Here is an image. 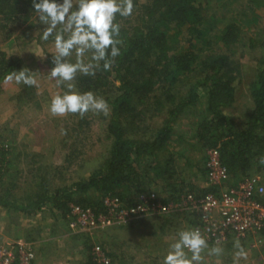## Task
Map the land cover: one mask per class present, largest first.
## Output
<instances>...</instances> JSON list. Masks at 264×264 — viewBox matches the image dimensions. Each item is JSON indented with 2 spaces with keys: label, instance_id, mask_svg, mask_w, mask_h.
<instances>
[{
  "label": "trees",
  "instance_id": "obj_1",
  "mask_svg": "<svg viewBox=\"0 0 264 264\" xmlns=\"http://www.w3.org/2000/svg\"><path fill=\"white\" fill-rule=\"evenodd\" d=\"M210 1L218 9L225 2L145 0L142 3L133 0L135 7L130 17L117 15L124 43L111 70L104 71L101 67L94 77L78 74L74 81L79 92L92 91L103 97L110 106V113L104 116L88 112L83 118L72 114L77 119L71 117L72 134L68 135L77 137L83 134L95 117L106 119L104 137L111 140L107 155L89 175L59 187H53L49 174L41 172L37 175L34 191L23 198V203L16 204L0 196V204L25 212L38 211L50 204V207L65 215L70 210V203L100 211L101 199L105 197L115 198L125 206L140 201L149 193L153 176L159 182L166 178L171 181L175 174L179 178L173 154L163 156L162 160L159 155L168 150L174 125L181 114L189 107L191 115L194 114L192 107L202 103L204 114L192 123L193 138L196 140L194 148L203 152L205 149H216L219 161L227 169L232 183L255 176L253 169L264 170V165L259 163L260 157L264 156V33L246 43L241 23L233 21L221 24L220 30L208 37L210 28L204 27L208 19L203 12L204 4ZM251 1L264 10V0ZM143 4L144 8L139 9ZM36 14L32 0H0V42L10 39L13 27L25 24L29 38L27 42L33 39L42 44L54 42V36L49 37L48 41L41 40L43 30L32 35L35 27L40 28L38 22L34 23L38 21ZM253 19L256 20L257 15H253ZM183 30L189 35L185 47L179 45V35ZM198 42L200 45H197ZM239 44L248 47L257 62L254 77L248 85L252 108L242 124L225 113L235 101L234 82L240 76V63L234 61L231 55ZM206 46L210 47L212 53L202 58L200 53ZM213 49L216 51L213 52ZM51 60L52 54L47 53L43 63L47 64L48 72L54 66ZM71 60L75 62V57ZM22 62L17 53L0 49V84L9 72L24 68ZM183 85H189L184 93L177 88ZM21 89L11 97L17 101V107L31 102L36 96V87L22 83ZM156 116H162L161 125L151 129L146 136L149 128L141 123ZM138 130L141 135L136 134ZM190 147H193L192 144L186 146L188 150ZM1 154L4 155L5 151ZM207 157L205 154V162ZM205 162L199 166L191 164L188 159L183 160V164L191 167V170L197 169L204 174L207 169ZM183 173L184 169L180 174ZM58 178L64 183L61 176ZM168 180L165 182L167 186L171 185ZM187 187L197 194L211 190L190 183ZM181 191L183 187L175 191L178 194L169 195L164 202L178 200ZM93 193L98 201L84 199L85 194ZM86 246L91 250V244ZM109 251L107 254L112 252ZM89 261L88 264H101L96 263L92 256ZM121 262V256L113 255L109 264Z\"/></svg>",
  "mask_w": 264,
  "mask_h": 264
},
{
  "label": "rangeland",
  "instance_id": "obj_2",
  "mask_svg": "<svg viewBox=\"0 0 264 264\" xmlns=\"http://www.w3.org/2000/svg\"><path fill=\"white\" fill-rule=\"evenodd\" d=\"M140 1L144 3L145 0ZM255 6L251 0H225L221 9H218L212 1L204 4L203 14L208 19V24L206 23L204 27L210 28L208 37L216 30H220L221 24L233 21L241 23L245 31L246 43L251 38L259 37L264 33V10ZM143 8L144 4L139 9ZM253 15H257L256 20L253 19ZM39 24L40 28L35 27L32 35L46 27ZM27 31L26 24L22 27L15 26L11 30L10 39L0 42V49L8 53H17L23 60L24 68L35 72L39 82L34 99L20 107L16 106L17 101L12 100L11 97L23 90L22 83L17 84L15 80L5 83L4 80L0 84V196L16 204L23 203V198L34 191L37 175L41 172L49 174V181L53 187L70 184L86 177L107 155L111 145V140L104 137L106 119L95 117L89 123V128H85L83 134L75 137V135L68 136L72 134V114L63 117L51 115L52 97L57 93L63 94L67 90L63 86L56 87V81L49 78L47 64L43 63L47 53L54 52V42L42 44L36 39L27 42L29 40ZM179 38V45L187 46L186 40L189 35L185 30L180 33ZM197 45H200L199 42ZM205 48L200 53L202 58L212 53L210 47ZM213 48L215 49V44ZM214 49L213 52L216 51ZM231 58L240 63V76L234 82L235 101L225 110V113L242 124L252 108L248 85L254 77L257 62L248 47L241 44L235 48ZM190 80L193 82V79ZM188 86H177V88L179 92L184 93ZM192 108L194 114L191 115V107L181 114V118L174 125L168 150L159 155L162 160L163 156L173 154L172 158L176 165L175 170L179 171V178H176L177 174H175V177H171V181L166 178L159 182L158 178L153 176L149 193L144 195L142 200L128 207L121 202L113 206L109 201L114 198L109 197L99 198L102 200L100 211L70 203V207L79 205L90 209L95 216L101 217V222L99 221L96 227L88 232L71 226L70 210L63 215L49 204L41 210L25 212L0 204V248H5L8 253H12L11 264H88L90 256L96 263L109 264L113 255L121 256L122 262L119 264H163L169 245L178 238L177 233L182 229H192V225L199 222L193 211L177 205L186 192H196L189 191L187 184L190 183L199 188H211L210 191H215V194H218L216 192L220 190L217 186L206 184L208 182L206 173L197 169L191 170V167L183 164V160L188 159L191 164L203 166L206 151L210 150L205 149L203 152L194 148L196 140L193 138L192 123L197 121L202 113L204 114L203 103ZM161 120L162 116H156L145 119L141 123L149 128L146 136L151 133V129L161 125ZM136 134L141 135V131H136ZM191 144L193 147L188 150L186 146ZM2 151H5L4 155L1 154ZM143 165L144 163L141 166ZM182 169L184 173L181 175ZM253 170L256 172L255 176L263 183L264 170ZM59 176L64 179V183L60 182ZM167 180L171 182V185H166ZM239 181L232 183L229 179L226 184L233 185ZM182 187L183 192L179 193L178 200L164 202V199L175 194V191ZM152 193L157 204L169 206L166 211L157 208L155 211L144 209L130 215L119 214L120 207L129 209L142 201L148 204ZM85 198L98 201L94 193L85 194ZM147 198L149 200L145 202ZM224 234H226L224 240H207L210 248L220 241L224 253L220 257L208 256L206 250L203 253L206 264H233L236 251L233 245L237 238L249 253L247 260L241 259L239 264H264V226L260 229L253 228L244 232L243 235L226 231ZM89 244L91 249L97 244L101 245L106 251L105 258L109 260L108 263L96 260L95 255L86 246ZM25 249L33 253L32 259L28 261H22ZM108 250L114 253L109 251L110 254H107Z\"/></svg>",
  "mask_w": 264,
  "mask_h": 264
},
{
  "label": "clouds",
  "instance_id": "obj_3",
  "mask_svg": "<svg viewBox=\"0 0 264 264\" xmlns=\"http://www.w3.org/2000/svg\"><path fill=\"white\" fill-rule=\"evenodd\" d=\"M32 6L46 27L41 40L54 36V52L49 78L56 81V87H65L63 94H55L50 103L52 116L78 114L83 118L88 112L108 116L110 106L101 96L92 91L79 92L74 81L78 74L95 76L98 70L110 71L120 53L121 25L117 15L127 18L134 12L133 0H32ZM75 57V62L71 58ZM31 73V74H30ZM15 80L29 87H39L35 72L28 68L11 71L5 76V83ZM66 134V133H64ZM259 163L264 165V156ZM264 191V189H262ZM163 264H206L203 253L220 257L224 253L220 241L209 247L206 237L197 229H182L177 233ZM233 264L247 260L248 251L237 238Z\"/></svg>",
  "mask_w": 264,
  "mask_h": 264
},
{
  "label": "built area",
  "instance_id": "obj_4",
  "mask_svg": "<svg viewBox=\"0 0 264 264\" xmlns=\"http://www.w3.org/2000/svg\"><path fill=\"white\" fill-rule=\"evenodd\" d=\"M207 159L205 162L206 176L208 182L206 184L219 187L218 194L210 191L203 194H195L186 192L181 202L177 205L182 208H188L196 214L199 219L198 223L192 225V229H199L206 239L224 240L226 234L237 233L242 234L264 226V184L257 176H251L240 180L238 183L230 185L227 169L219 161V152L216 149L206 151ZM224 182V183H222ZM152 193L150 202L145 204L144 201L134 206L118 210L119 214H135V212L147 209L155 211L159 208L166 211L167 206L157 204ZM149 198L145 200L147 202ZM113 206L117 205L116 199L109 201ZM70 214L72 216L71 226L80 228L84 232L96 227L101 222V217L95 216L90 209L80 207L79 205H71ZM214 216L216 218H214ZM99 262L108 263L105 257L106 251L101 245L97 244L91 249ZM22 261L32 259L31 251L23 252ZM12 253H8L5 248H0V264H11Z\"/></svg>",
  "mask_w": 264,
  "mask_h": 264
},
{
  "label": "crops",
  "instance_id": "obj_5",
  "mask_svg": "<svg viewBox=\"0 0 264 264\" xmlns=\"http://www.w3.org/2000/svg\"><path fill=\"white\" fill-rule=\"evenodd\" d=\"M151 215H153V214H151Z\"/></svg>",
  "mask_w": 264,
  "mask_h": 264
}]
</instances>
